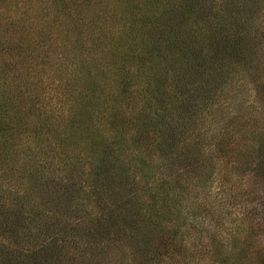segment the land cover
<instances>
[{
    "label": "trees",
    "instance_id": "obj_1",
    "mask_svg": "<svg viewBox=\"0 0 264 264\" xmlns=\"http://www.w3.org/2000/svg\"><path fill=\"white\" fill-rule=\"evenodd\" d=\"M263 14L264 0H0V264H264V219L208 227L187 210L208 214L212 164L264 179V101L217 124L247 77L264 97ZM51 74L72 81L56 98Z\"/></svg>",
    "mask_w": 264,
    "mask_h": 264
},
{
    "label": "rangeland",
    "instance_id": "obj_2",
    "mask_svg": "<svg viewBox=\"0 0 264 264\" xmlns=\"http://www.w3.org/2000/svg\"><path fill=\"white\" fill-rule=\"evenodd\" d=\"M82 4H83L82 6H79L81 8V10H88L89 9L88 4H85V2ZM89 10H91V9H89ZM50 11H51L50 17L53 18L54 20H56L57 17L53 15L54 11L53 10H50ZM64 13L66 14V12H64ZM62 16H63L62 14L59 15L60 21H62ZM262 18L264 19V14H263ZM64 24H65V22H64ZM64 24H63V28L65 29ZM114 30H117V26H114ZM260 31H264V27ZM70 34H71V36H73V39L79 37V33L77 32V30L74 26H73V29L71 28ZM62 35L65 37L67 35V32L66 31L62 32ZM114 39L116 40L115 37H114ZM259 44L260 45L254 49V56L258 55L261 58V60L264 62V40H263V38L260 39ZM57 50H59V46H58ZM54 61L59 62V58H58L57 54H55V56H54ZM253 73H254V70H253ZM262 73L263 72L259 73L258 80H264V74H262ZM50 82L51 83L48 85V87L51 89L52 95H50V97H52V98H56L57 92L58 93H65L66 88L69 85H71V83H72L71 80H68L67 76H64V77L62 76V78H55L54 75H52V74L50 77ZM240 85H243V87L241 88ZM240 85L236 89L237 93H236V95L234 93L233 99H230V98L227 99L224 97L222 99L226 100V101L234 100L237 103L236 106H238L240 104V101L242 100L245 103L244 106L239 105L238 108L236 110H234L235 115H233L231 111L227 112L228 106L226 105L227 103L224 102L223 103L224 104V107H223L224 112L222 113V110H221V112H219L217 124L220 123V125H222L226 119L227 120H229V119L233 120L236 118L237 121H241V119L239 118L241 115H243V117L249 116L250 112H249V106L248 105L250 104V101L260 100V99H262L264 101V97L260 96L261 92H259V89L253 85V82H251V78L247 77V79L243 80V82H241ZM254 92H255L256 96H255ZM68 115L69 114L67 113L64 116V118L69 117ZM209 118L212 119L210 116H209ZM220 125H218L217 127H219ZM135 131H136V128L131 130L132 133H135ZM204 131H206V129H204ZM210 170H212L214 173L217 174L218 180L215 182L213 189L208 191V194H207L208 199L207 198L202 199L203 201H201V204H202V203H204V200H207V202H205V204H206L210 213L208 212V214H206V211L200 210L198 207L196 208L195 212L193 213L191 209L187 208V210H188V212H190V214L199 215V217L201 218L202 221H203V219H206L204 226H208V227H209V225H211V227L212 226L214 227L216 222L219 220H220V223H222V220H223L222 218L225 217L226 212H228L231 215L232 219H234V221L236 220L235 222H237L238 224H240L238 222V215H239V217L243 216L246 213V211H250L249 213L253 216H257L261 219H264V179H263V174L257 173V175H254V174H252V172H248L247 175L249 178V182H247V183H249V185H245L244 183H241L236 177L235 178L230 177L228 182H227V180H222V178L226 179V173L224 171V167L219 163L215 164V165L212 164V166L210 167ZM246 172H247V170H246ZM244 177H245L244 175L240 176V178L242 180ZM79 178L84 179V175L80 176ZM218 181H221L222 190L224 191V193H222V192L219 193V189H217V184H218L217 182ZM225 190H227V191H225ZM214 194L215 195L217 194L216 196L218 197V199L215 200V196H213ZM210 196L211 197L213 196V197L210 198ZM221 201H223V202H221ZM212 203L215 205L214 207H211ZM221 203H225L228 205L227 207H225L226 209H228V207H229L228 211H226V210L222 211L221 210L219 213V211L216 209V207H219L218 205ZM212 209H214V210H212ZM204 215H206V216L203 217ZM208 220H210V221H208ZM223 222L227 223L226 220ZM247 229H251V228H247ZM192 238L195 239L194 235ZM251 249L255 252L259 248H258V245H252ZM114 251H115L114 257H119L120 254L125 252V249L118 247ZM111 263L112 264H134L131 261V259H129V258H126L125 263H123V261H121L120 259L112 260Z\"/></svg>",
    "mask_w": 264,
    "mask_h": 264
}]
</instances>
